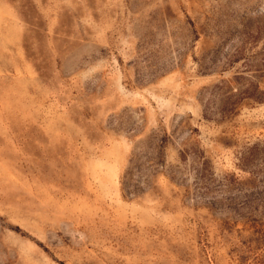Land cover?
<instances>
[{"label":"rangeland","instance_id":"374dc122","mask_svg":"<svg viewBox=\"0 0 264 264\" xmlns=\"http://www.w3.org/2000/svg\"><path fill=\"white\" fill-rule=\"evenodd\" d=\"M0 264H264V0H0Z\"/></svg>","mask_w":264,"mask_h":264}]
</instances>
